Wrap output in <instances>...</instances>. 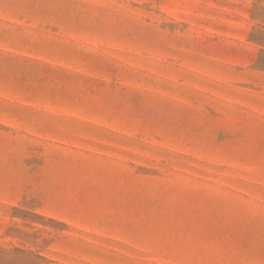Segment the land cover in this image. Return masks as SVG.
I'll use <instances>...</instances> for the list:
<instances>
[{"label":"rangeland","instance_id":"374dc122","mask_svg":"<svg viewBox=\"0 0 264 264\" xmlns=\"http://www.w3.org/2000/svg\"><path fill=\"white\" fill-rule=\"evenodd\" d=\"M0 264H264V0H0Z\"/></svg>","mask_w":264,"mask_h":264}]
</instances>
